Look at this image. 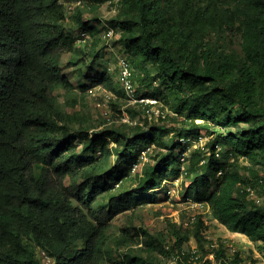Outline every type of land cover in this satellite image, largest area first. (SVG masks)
I'll return each instance as SVG.
<instances>
[{
	"label": "trees",
	"instance_id": "1",
	"mask_svg": "<svg viewBox=\"0 0 264 264\" xmlns=\"http://www.w3.org/2000/svg\"><path fill=\"white\" fill-rule=\"evenodd\" d=\"M86 1L96 8L104 0ZM217 1L227 7H219L214 0H119L118 13L108 20L111 28L123 32L124 46L156 62V73L145 70L140 75L129 59L136 94L156 98L151 90L156 79H170L192 91L190 101L180 104L188 110L190 121L177 136L178 145L180 138L198 137L203 129L201 106L221 111L237 106L238 120L248 126L235 133H219L206 142L211 153L200 162L199 156L174 153L173 146L164 142L169 132L164 125L143 129L135 124L130 132L112 127L81 138L72 136L67 126L73 114L57 106L55 90L73 89L60 59L66 52L81 53V48L63 29V3L0 0V264H43L37 250L50 256L52 264H101L110 220L146 201L136 193L155 190L167 177H180L182 160L193 166L188 182L181 183L182 199L210 204L217 221L231 231L250 233L257 228L250 223H261L259 207L252 213L238 210L246 191L241 189L239 198L221 191L215 174L222 163L214 145L226 143L241 154L251 148L264 151V0ZM227 19L236 22L242 33L244 68L206 43L208 29L221 27ZM81 25L91 31L86 22ZM94 85L113 89L111 77L104 72L91 77L83 89ZM196 119L203 121L196 123ZM78 141L82 152L90 155L77 153ZM149 146L166 147V156L134 172L133 191L112 193L107 206L93 208L97 196L123 184L119 163L105 170L112 153L127 161L131 171L140 151ZM152 196L149 200L155 199ZM203 226L197 219L193 232L202 257L212 252L214 264H244L238 252L226 258L222 245L205 249ZM173 235L170 251L178 256L176 264H183L187 253L182 246L188 237L175 231ZM139 236L138 231L122 230L117 244L138 242ZM114 262L148 264L130 253ZM202 264L212 263L204 259Z\"/></svg>",
	"mask_w": 264,
	"mask_h": 264
},
{
	"label": "rangeland",
	"instance_id": "2",
	"mask_svg": "<svg viewBox=\"0 0 264 264\" xmlns=\"http://www.w3.org/2000/svg\"><path fill=\"white\" fill-rule=\"evenodd\" d=\"M61 1L65 9L63 29L67 34L73 35L75 43L81 48V53L66 52L60 59L62 72L72 83L73 89L69 92H64L61 88L55 90L57 106L73 114L67 126L72 136L81 138L85 133L91 135L112 127L130 132L135 124L143 129L149 125H164L169 130L163 137L164 142H169L173 146L175 154L179 153L178 155L193 159H198L199 156L200 162H203L211 153L206 142L216 139L219 133H235L240 127L248 126L247 122L238 120L236 105L227 106L226 111L216 107L211 109V107L201 106L200 111L205 115L203 129L200 130L198 137L180 138L181 144L178 145L177 136L190 121L187 115L188 110H182L180 104L181 101H190L192 91L184 84L174 83L170 79L164 82L156 79L151 90L159 99L154 109H159L160 114L156 116L149 111L151 118H148L149 113L145 112L143 102L137 101L134 95L128 96L124 92L118 81V57H127L135 63L134 71L140 75L145 70L154 74L157 68L154 60H147L139 50L124 46L120 41L123 32L109 26L108 20L118 13L119 0H104L96 8H92L90 1L86 0H82L79 6H75L73 0ZM214 2L219 7H227L224 2L217 0ZM218 13L220 12L216 14ZM82 22H86L87 27H91V31L83 30L85 27L81 29ZM107 28L113 29L111 36L106 35ZM241 34V31L237 29V23L227 19L221 27L209 28L205 39L207 45L215 49L217 53H223L222 56L233 59L238 67L244 68ZM102 72L111 77L112 90L103 85L83 89L89 84L91 77ZM92 87L95 90L94 95L89 93ZM128 108L134 111L133 115L128 112ZM175 110L178 111L177 116H173ZM200 121L196 119V123ZM77 145V153L82 157L91 154L82 152V143L79 142ZM196 149L200 152H194ZM146 150V156L140 159L139 164L142 162L152 164L156 159L167 154L166 147L149 146ZM195 154L197 155L194 157ZM214 154L222 163V168L215 174L217 183L221 184V191L232 198H239L238 193L241 189L246 191L243 199H239L241 204L238 208L239 212L252 213L254 207L260 208L259 214L263 215L260 219L261 223H250L257 227L254 231L250 233L231 231L217 221L210 204L200 202L192 206L184 201L180 196V186L181 183L188 182L193 166L187 160H182L180 167L182 174L179 178L167 177L159 182L155 190L136 193V197L146 201L117 213L110 220L107 230L108 239L103 247L105 258L101 264H115L114 261L121 259L124 253L145 258L148 264H173L172 257L175 254L170 251V247L174 241V231L188 237L182 246L185 251L195 249L196 255L202 257V251L193 237L195 222L199 218L204 225L202 233L205 249L210 250L222 245L228 259L238 252L244 264H264V151L251 148L247 154H241L231 150L229 144L216 142ZM94 155L98 153L94 152ZM118 163L120 164L118 174L123 175V184L97 196L91 203L93 208L99 205L107 206V199L112 193L120 190H134L137 183L134 175L136 172L127 168V161L118 160L112 153L105 170H111ZM225 174L227 176H224ZM223 176L226 177L224 182ZM152 195H155V199L149 200L153 197ZM125 229L130 233L138 231L140 233L138 242L118 245L117 240ZM147 241L151 242V245H146ZM78 244L81 245L80 242ZM203 257L212 264L215 263L212 252Z\"/></svg>",
	"mask_w": 264,
	"mask_h": 264
},
{
	"label": "built area",
	"instance_id": "3",
	"mask_svg": "<svg viewBox=\"0 0 264 264\" xmlns=\"http://www.w3.org/2000/svg\"><path fill=\"white\" fill-rule=\"evenodd\" d=\"M75 6H79L82 4V0H73ZM62 2V1H61ZM63 3V2H62ZM70 8V7H68ZM69 12V10H68ZM113 33V29L111 28H107L106 30V35L107 36H111ZM118 81L121 84L124 92L128 95V96H132L134 95V97L136 98L137 101L139 102H143L144 103V109L145 112L148 114L149 111L151 112V114H155L156 116H158L160 114L159 109H154V107H157V102L158 99L152 96H139L138 94H136V87L137 85L133 82V80L131 79V75H132V67L130 65V61L127 57H118ZM99 88V87H97ZM89 93L90 95H94L95 94V90L94 88H90L89 89ZM150 113L147 115L148 118H151L152 115ZM132 122V121H129ZM135 122V121H133ZM149 147H146L144 150L140 151L139 156L137 157L136 161H134L131 164V171L133 172H140L141 171V166L144 164V162L140 163V159L144 158L146 156V149H148ZM179 178V177H177ZM116 186H118V184H116ZM184 201L188 202V204L190 205H194V204H198L200 202H195L189 199H183ZM187 253V259L183 260V264H202L204 257H199V255H196L195 253V249H192L191 251H185ZM182 253H184V251H182ZM213 254V253H212ZM38 255L42 260L43 264H52L53 260L50 256H48L47 254H45L44 251L39 250L38 251ZM177 255H174L173 258V264H176V259H177Z\"/></svg>",
	"mask_w": 264,
	"mask_h": 264
}]
</instances>
